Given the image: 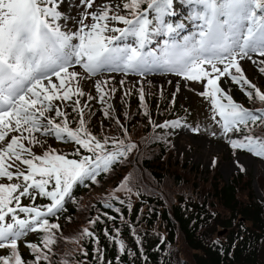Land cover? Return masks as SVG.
I'll return each instance as SVG.
<instances>
[{
	"label": "snow or ice",
	"instance_id": "obj_1",
	"mask_svg": "<svg viewBox=\"0 0 264 264\" xmlns=\"http://www.w3.org/2000/svg\"><path fill=\"white\" fill-rule=\"evenodd\" d=\"M64 3L0 0V264H52L59 224L48 217L63 210L67 199H75V184L98 183L99 173H108L136 147L126 142V129L124 138L101 139L85 126L81 81L98 73L144 77L161 72L199 83L198 95L209 103L216 125L204 131L223 137L233 151L264 159V135L253 132V126L264 125V108H246L221 87L224 78L249 100L264 105V91L251 83L241 64L247 59L264 74V0H182L187 8L184 19L193 29L184 35L179 30L185 24L168 19L176 14L174 0H78V5L69 4L80 9L77 16L61 11ZM161 35L164 39L155 48H146L153 36ZM112 79L105 78L103 84L102 78L95 79L101 103ZM138 92L144 107L143 88ZM68 108L77 116L71 117ZM180 125V120H166L154 126ZM184 127L201 132L199 124ZM48 137L70 142L73 158L46 146ZM37 147L42 152L37 153ZM216 162L213 157L212 165ZM235 163L243 172L239 161ZM132 185L133 177L124 175L113 193L132 192ZM37 195L48 202L21 203L22 198L35 201ZM109 199L116 197L109 194ZM105 206L112 207L107 200ZM30 232L41 236L36 243L22 241L29 252L25 259L20 242ZM92 235L85 227L70 239ZM114 243L123 252V242L114 238Z\"/></svg>",
	"mask_w": 264,
	"mask_h": 264
},
{
	"label": "trees",
	"instance_id": "obj_2",
	"mask_svg": "<svg viewBox=\"0 0 264 264\" xmlns=\"http://www.w3.org/2000/svg\"><path fill=\"white\" fill-rule=\"evenodd\" d=\"M258 88L264 91V78ZM234 92L242 106L264 108L238 87ZM133 102L131 112L121 104L108 106L88 127L101 139L124 138L126 129V142L136 147L108 173H99L98 183L75 184L71 206L48 217L59 224L52 264H264V196L256 198L251 178L234 172L223 180L215 168L204 171L174 158L168 135L148 124L152 115H165L166 107L155 100L156 105L143 102L144 107L140 100ZM253 132L264 135V125L253 126ZM124 175L133 177L132 192L114 195ZM256 181L264 190V179L258 175ZM105 200L112 207H106ZM47 202L37 196L35 204ZM85 227L92 236L70 239ZM40 236L35 232L27 240L36 243ZM114 238L123 242V252ZM20 251L29 258L25 247Z\"/></svg>",
	"mask_w": 264,
	"mask_h": 264
},
{
	"label": "rangeland",
	"instance_id": "obj_3",
	"mask_svg": "<svg viewBox=\"0 0 264 264\" xmlns=\"http://www.w3.org/2000/svg\"><path fill=\"white\" fill-rule=\"evenodd\" d=\"M96 3H99L100 0H95ZM113 2H119V0H113ZM69 4L78 5V0H65V3L61 6V11L65 13L77 16L79 12L78 7L69 8ZM176 17L171 19L173 23L177 19L184 21L186 30L180 31L181 35L186 34L187 32L193 31L191 24L183 18L184 13L182 10L183 5L182 0H174ZM180 5V6H179ZM178 10L181 11L180 15L177 14ZM122 7V5H121ZM187 15V14H185ZM169 19V18H168ZM164 39L161 36H153L152 42L147 47L155 48L157 42ZM123 42V41H122ZM259 59L258 57L256 58ZM242 67L245 71L246 77L251 81V83L257 85L258 82L263 78L264 74L259 73L257 65L248 61L247 59L241 61ZM158 75L160 77H158ZM111 76L113 79L107 82L105 86V96L103 97V103L99 101V98L96 97L95 92V79L102 78L101 82L103 84L104 79ZM123 80L124 83L121 85L120 81ZM230 82H225L224 78H221V87H223L232 97H233V86ZM81 86L85 92V95L79 97L81 100V107L84 109L87 105L93 106L97 105L96 103L105 104L114 103L116 100H125L129 103L130 95L135 94L136 96L140 94L138 89L143 88V95L146 99L149 97H156L158 99H169L170 101V114H173L175 111L183 110L181 116L174 117H160L157 116L153 118L151 125H160L164 121L180 120L181 125L179 127L173 128L169 126L168 128L155 127L157 130L162 132H168L171 134L172 146L174 150V158H179L183 161H187L190 165L198 166L202 170H213L216 168L217 172L221 175L223 180H227L230 175L234 172H241L235 161H239V164L243 166L244 173L251 178L253 192L257 199L263 198V191L259 190L256 186L255 178L259 175L264 179V159L254 157L246 151L237 150L235 152L230 151L229 146L226 144L223 137H210L206 131H204L211 124L213 128L216 125L210 119L211 112L209 111L210 105L202 97L198 95V91L202 90L201 85L192 81H185L179 76L173 74H165L161 72L149 73L144 77L136 75L134 73H128L125 75L122 72H103L98 73L97 77L88 78L84 81H81ZM115 88V92L110 90ZM175 93V96L173 94ZM92 95L94 99L88 100V95ZM130 94V95H129ZM129 95V97H128ZM75 99V97L73 98ZM87 102V105L83 102ZM93 102V103H92ZM59 103V102H57ZM71 101L69 102V104ZM69 109V108H68ZM196 126L199 124L201 132L194 134L188 128H185L184 125ZM53 148L59 149L64 154H69L71 150L69 148L63 147L61 143L56 141L54 137L47 138V145ZM37 153L42 152V149L37 147ZM216 158L215 166L212 165V158ZM102 190V189H101ZM126 192L117 191L113 193L114 195H124ZM83 264V263H80Z\"/></svg>",
	"mask_w": 264,
	"mask_h": 264
},
{
	"label": "bare ground",
	"instance_id": "obj_4",
	"mask_svg": "<svg viewBox=\"0 0 264 264\" xmlns=\"http://www.w3.org/2000/svg\"><path fill=\"white\" fill-rule=\"evenodd\" d=\"M158 77H160V76L158 75Z\"/></svg>",
	"mask_w": 264,
	"mask_h": 264
}]
</instances>
